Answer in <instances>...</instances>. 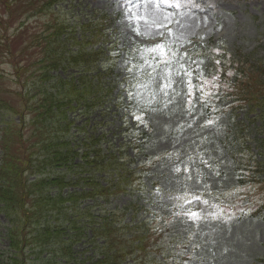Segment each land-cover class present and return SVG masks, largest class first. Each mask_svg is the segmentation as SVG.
Instances as JSON below:
<instances>
[{"label": "rangeland", "instance_id": "obj_1", "mask_svg": "<svg viewBox=\"0 0 264 264\" xmlns=\"http://www.w3.org/2000/svg\"><path fill=\"white\" fill-rule=\"evenodd\" d=\"M43 3L44 0H0V19H6L1 25V37L5 39L0 41V98L5 102V108L0 110V129L10 130L15 125L22 131L19 145L8 139L3 141L0 135V146L5 144V149L18 152L21 145L27 150L28 160L36 157L30 151L33 142L39 141L32 132L35 126L30 125L33 113L25 112L23 124L12 110L20 106L15 93L27 92L22 82L29 87L30 83L38 82L40 66L29 72L27 69L23 79L16 75V70L43 58L42 47L38 46L39 34L44 32V26L61 23L67 27L61 39L71 51L79 50L76 42L83 35V50H101L104 55L91 71L83 72L82 67L70 66L65 73L55 75L69 82L73 80L72 83H77L81 77L92 88L102 85L103 89L110 86L111 90L108 101L95 106L94 111L82 106L76 108L74 102L75 110H66L67 124L59 120L73 135H62L64 148L66 143L75 146L80 155L83 151L80 143L92 135H102V163H91L87 170L76 167L85 161L74 158L75 170L66 177L88 179L80 180L83 186L79 184L77 191L79 187L89 190L91 186L86 184L92 177L108 185L113 192L114 187L110 185L118 184L122 177V170L108 167L109 161H115L120 165L124 162V176L130 167V178H136V181L129 180L130 187L125 185V193L111 196L106 203L97 202L91 212L93 218L86 219L84 214L80 218L78 223L89 222L90 228L76 227V234L81 235L82 240L85 236L83 242H87L76 244L73 250L77 252L74 255L78 262L91 264L103 257L99 250L103 240L99 239L98 244L91 241L92 230L100 229L104 218L111 215L107 212L116 208L126 210L122 224H137L139 235L147 236L144 240L150 239L144 258L136 248L140 243L136 240L131 245L134 253L125 255L120 264H264V213H256L259 207L264 210L258 190L263 188L264 191V184L246 182L244 186H237L244 172L234 171L228 149L224 150L225 154L219 147L222 134L226 132L227 116L208 112L200 103L203 99L207 104L215 98H225L228 85L222 80V72L227 73L226 68L233 73L232 80L237 73L233 65H242L246 58L249 63L260 61L264 67V0H169L176 5L173 7L163 0L152 3L137 0L127 9L120 0H70L49 11L41 9ZM88 22L91 25L88 31L80 28ZM95 24L103 29L104 43L92 42L89 37ZM18 27L19 32H15ZM134 29L141 34L137 35ZM200 43L203 45L197 49L198 58L180 55ZM157 45L167 46L165 59L171 63L149 56L148 63L152 65L149 68L140 59L137 49ZM201 59L205 67L210 68L204 70ZM207 60L211 61L209 65H206ZM197 69L204 72L203 80H211L213 76L219 79L214 85L205 84ZM189 71L191 76L186 75ZM169 82L171 87H166ZM190 88L191 95L188 94ZM206 93L207 98L203 96ZM244 113H235L237 122ZM137 116L142 119L137 120ZM254 125L258 123L255 121ZM251 150L258 152L254 140ZM21 152L23 154V150ZM88 157L91 160L92 153ZM235 169H239L237 165ZM42 170L45 173L56 171L45 167ZM23 174L29 181L34 177L28 170ZM86 181L88 183L84 184ZM93 203L90 199L82 206ZM193 213L197 214L195 218ZM58 217L63 219L61 215ZM9 225V218L0 213V264L12 253L6 237ZM113 226L118 227V224ZM27 258L34 260L33 256ZM62 261L56 258L57 263L63 264Z\"/></svg>", "mask_w": 264, "mask_h": 264}, {"label": "trees", "instance_id": "obj_2", "mask_svg": "<svg viewBox=\"0 0 264 264\" xmlns=\"http://www.w3.org/2000/svg\"><path fill=\"white\" fill-rule=\"evenodd\" d=\"M66 1L69 0H44L41 9L49 11L53 6ZM3 20L2 18L0 19V41L3 31ZM104 23L106 24L107 22ZM90 26V22H88L83 23L80 28L88 31ZM43 28L44 32L39 34L38 41V46L42 47L43 58L38 60V62L34 61L35 63L32 64L27 63L24 65L25 67L16 70V75L23 79V73L27 69L29 72L40 66L39 70L41 72L37 76L39 80L37 83H30V87L24 81L22 82V87L28 88L27 92L15 93V99L20 103L21 108L19 106L16 110H12L14 115H19L20 119L18 121L23 124L25 112L33 113L30 125L35 126L32 132L36 138L38 137L39 141L33 142L30 151L34 153L36 160H28L27 155H25L27 150L21 145L18 152H12L9 148V150L5 149V144L0 146V151L2 152L0 154V213L9 218L10 225L9 228H6V237L8 242H10L8 250L12 252L3 264H59L56 262L57 257L63 260V264H82L78 262L74 255L77 252L73 250L76 249V244L82 242L85 245L87 242L86 240L83 242V240L86 237L84 236L82 240V236L76 234L75 230H77L76 227L78 226L82 230L86 227L85 229L87 230L90 228V223L87 222L86 225H81L78 221L83 217V214L87 216L86 219L93 218L91 212L97 202L104 200L106 203L111 196L125 193L127 191L125 185L130 187L128 185L129 180L133 181L130 178L132 176V172H129L130 167L124 176V162L120 165L115 161H109L108 167L116 171L122 170V177L119 181L121 187L119 183L110 185L111 188L114 187L113 192L109 191L108 185H102L99 181L92 180V177H89V183L87 181L84 182V184L88 183L86 184L87 187L91 186L89 190L79 187L77 191L75 189L79 184L83 186L80 180L88 179H84L81 176L78 180L66 177V174L69 175L68 172L75 170L72 165L74 158L79 157L85 161L82 164H77L76 167H82L87 170H89L91 163L100 164L102 163L101 159L103 160L104 158L100 154L102 150V145L100 144L102 135L100 134L98 137L92 135L88 140L85 141L84 139L85 142L80 143V146L83 147L81 155L79 149L78 151L75 150V146L70 147L66 143L64 148L62 141L65 137L63 138L62 135L73 137V135L69 134L68 126H66V110H73L72 104L75 102L76 108L82 106L85 107V110L94 111L95 106H100L108 101L111 91L110 86L106 89H103L102 85L101 87L96 85L92 88L90 83L87 80L83 81L81 77L77 79V83H72L73 80L69 82L67 79L64 80L58 75L56 76L57 72L65 73L70 66L82 67L80 69L83 72L91 71L93 70L92 66H95L96 61L99 58L101 59L104 52L94 53L83 50L84 47L81 46L84 43L83 35L80 36L79 42H76L80 46L79 50L71 51L70 47L67 48L65 40L61 39L67 29L61 23L54 26L46 25ZM18 29L19 27L15 32H19ZM102 31L95 24L89 32L91 41L97 42L100 40L104 43ZM73 40H75L74 37ZM210 63L211 61L207 60L206 65ZM233 66L237 73L231 80L232 83L229 81L227 73L223 72L222 80L226 81L228 85L225 88V93L228 95V100H231L232 111L245 110L244 123L241 122L240 127L249 122L252 124L251 127L246 125L249 132L244 128L241 129L239 135L242 143L238 146L239 142H236L235 145L233 144L232 149L238 153L250 155L248 152L249 146L245 147V142L247 141L251 144L253 139L242 138V136L245 134L248 136L252 135L255 138L254 141L256 143L259 142V145H256L259 148L257 161L254 159L256 172L264 177V67L260 61L249 63L247 58L242 65L236 64ZM226 69L228 73L231 72L228 68ZM30 75H33V73ZM17 81L20 83V80L15 82L18 83ZM87 91L89 92L86 93ZM88 95H91V97ZM90 98H92L91 102H89ZM4 108L5 102L0 98V110ZM20 109L22 112H20ZM250 113L254 114V117L249 120ZM59 120L66 124L64 126L60 125ZM254 121H258L259 125H254ZM54 130L55 132H52ZM20 132L22 131H18V127H15V125H12L10 130L7 128L0 129L3 141L8 139L9 142L14 141L17 145L22 140ZM15 138L16 140H14ZM89 153H92L93 156L91 160L88 157ZM69 156L70 159L68 158ZM111 156V158L114 157L113 155ZM252 160L253 158L249 157L246 162L249 163ZM44 167L56 171L54 173H50L51 171L45 173L42 170ZM27 170L34 176L31 181L22 177L24 175L23 171L27 172ZM107 176H109L108 173ZM111 182H113V179ZM122 185L124 186L123 188ZM69 187H73V189L68 191L67 188ZM90 199L94 201L93 204L82 206L83 203ZM124 212L126 210L117 211L116 208L109 213L107 212V215H111L104 218L103 226L100 224V229L92 230L91 241L98 244L99 239L103 240L99 248L103 257L95 259L91 264H120L125 255L134 253L131 245L136 240L140 241L136 248L139 249L143 258L146 256L150 239L144 240L147 236H143V238L139 235L140 228H138L137 224L133 226L127 223L122 224ZM59 215L63 219H60ZM108 220H113V222L108 223ZM59 221L61 222L58 223ZM116 223L118 227L113 226ZM128 235L130 236L128 237ZM110 250L112 252L109 254ZM30 256H33L34 260L27 258Z\"/></svg>", "mask_w": 264, "mask_h": 264}, {"label": "snow or ice", "instance_id": "obj_3", "mask_svg": "<svg viewBox=\"0 0 264 264\" xmlns=\"http://www.w3.org/2000/svg\"><path fill=\"white\" fill-rule=\"evenodd\" d=\"M120 2L123 4V6L127 9L129 8V5H135L137 3V0H120ZM148 3H152L154 2V0H147ZM164 3H168V6L169 7H173V6H176L175 4H172V3H169V0H163ZM128 13L126 12V15ZM136 32H137V35H140V31L138 29H134ZM167 46L166 45H157L155 47H150V48H144V49H137V51H139L141 53L140 55V59L142 61H144V63L149 67L151 68L152 65L148 63V59H149V56H151L152 59H156L157 57L160 58V62L162 63H171V61L165 59V52H164V49L166 48ZM147 54V55H145ZM201 63H203V61H201ZM219 63V62H217ZM129 71H131V69H129ZM197 71L199 72V75L201 76V79L203 80V77H204V72L202 70H199L197 69ZM149 76L152 75L151 72L148 73ZM186 75L188 76H191V72H187ZM229 76L233 75V73L229 72L228 73ZM165 76H167V73L165 72ZM153 79H156V77H153ZM219 77L217 76H213L211 80H203V82L205 84H211V85H214L215 84V81L218 80ZM150 83V82H149ZM189 84H191V81L189 80L188 81ZM145 87H147V85H145ZM166 87H171V82H169V84L166 85ZM198 91H203V89H198ZM189 95L192 94L191 92V88L189 89ZM207 93L205 94V98H207ZM189 104L192 103L191 100L188 101ZM137 120L139 119H142L141 117L137 116L136 117ZM196 213H193L192 214V217L195 218L196 217Z\"/></svg>", "mask_w": 264, "mask_h": 264}]
</instances>
